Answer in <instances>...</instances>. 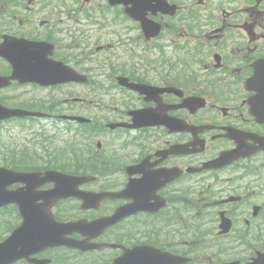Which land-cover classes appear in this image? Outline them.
<instances>
[{
    "label": "flooded vegetation",
    "instance_id": "1",
    "mask_svg": "<svg viewBox=\"0 0 264 264\" xmlns=\"http://www.w3.org/2000/svg\"><path fill=\"white\" fill-rule=\"evenodd\" d=\"M159 1L176 12L162 13ZM146 20L160 25L157 36L144 35ZM263 38L264 0L0 1V44L42 43L50 60L87 78L59 91L74 100L61 110L89 119L75 132L85 168L75 173L93 177L85 190L117 196L90 201L82 217L144 208L86 236L104 247L69 250L68 264H109L140 245L185 259L178 264H250L264 253V117L254 114L264 112V87L255 102L250 82L255 73L264 81ZM118 77L140 86L129 90ZM131 110H153V123L133 127ZM233 151L220 160L227 166L187 173ZM204 182L218 185L213 200Z\"/></svg>",
    "mask_w": 264,
    "mask_h": 264
},
{
    "label": "water",
    "instance_id": "2",
    "mask_svg": "<svg viewBox=\"0 0 264 264\" xmlns=\"http://www.w3.org/2000/svg\"><path fill=\"white\" fill-rule=\"evenodd\" d=\"M4 112L5 110H0V114ZM5 177L7 180L10 181L4 182L2 187L0 186V203H9V202L18 203L20 205L24 217V225L21 226L18 229V231L11 236L12 239L10 240V242L18 238V241L20 243L22 238L29 236L28 237L29 240H27L23 244V247L21 246V243L11 245L9 253H18V252H23L24 250L28 251L27 247H29V250H31L46 244L69 243L67 240L64 242L61 239L62 237L58 236V233H56L57 235H54V232L51 231V229L56 228V225L47 222L46 219H48V216H50V214L48 212V209L46 208V205H44L45 208H43L38 213L28 205L30 203H33V199L28 198L26 194H24L22 191L6 192L5 191L6 186L11 184V182H13L12 180L15 179V175L7 174L6 171L0 169V179ZM53 195L54 194L51 193V195L49 196H53ZM42 220L43 222L40 223ZM31 228L34 231L36 230H40V231L36 236L31 237L29 234ZM5 248H6L5 244L0 248V259H3L4 256L7 254V251L4 250Z\"/></svg>",
    "mask_w": 264,
    "mask_h": 264
},
{
    "label": "rangeland",
    "instance_id": "3",
    "mask_svg": "<svg viewBox=\"0 0 264 264\" xmlns=\"http://www.w3.org/2000/svg\"><path fill=\"white\" fill-rule=\"evenodd\" d=\"M203 57L199 58L200 60H204L205 59V55L202 54ZM186 68V73H190L188 68L185 66ZM30 98V99H29ZM29 100H34L33 98L29 97ZM49 99H45L42 100L45 103L48 104H53L55 101H58L57 99H54L52 97H48ZM37 100H34V102ZM39 131V129H38ZM30 138V137H29ZM4 140H0L3 144V147L7 148V150L5 151L6 155H16L19 158L22 157V159L27 160H37V156H42L43 159H50L53 160L55 163H57L58 165H68L67 164V160L68 158H70V148H69V144L71 145V143L69 142V138L68 137H64L63 139L59 138L57 139V144L54 145L53 148H49L48 147V156H45L41 153L38 154H33L32 151L37 152L38 149L41 147L40 144L37 141H33L31 143H27L24 144V139L21 137H17V134L12 133L10 135V137L8 136H4L3 138ZM33 138H30V140H32ZM63 142V143H61ZM2 145H0V163L1 160L3 159V148L1 147ZM5 148V149H6ZM67 155V156H65ZM64 157V158H63ZM27 158V159H26ZM65 159V160H64ZM3 222L0 223V234H3L6 230L5 226H3Z\"/></svg>",
    "mask_w": 264,
    "mask_h": 264
}]
</instances>
